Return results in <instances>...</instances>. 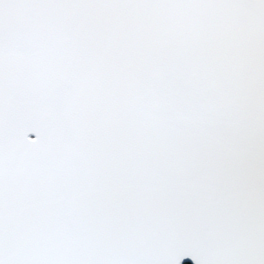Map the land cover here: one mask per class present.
I'll use <instances>...</instances> for the list:
<instances>
[{
	"label": "snow or ice",
	"instance_id": "obj_1",
	"mask_svg": "<svg viewBox=\"0 0 264 264\" xmlns=\"http://www.w3.org/2000/svg\"><path fill=\"white\" fill-rule=\"evenodd\" d=\"M0 264H264V0H0Z\"/></svg>",
	"mask_w": 264,
	"mask_h": 264
}]
</instances>
